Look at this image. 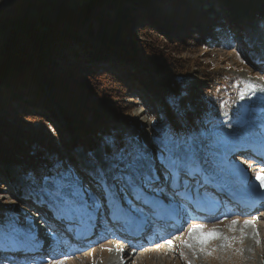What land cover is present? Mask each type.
Segmentation results:
<instances>
[{
	"label": "trees",
	"instance_id": "obj_1",
	"mask_svg": "<svg viewBox=\"0 0 264 264\" xmlns=\"http://www.w3.org/2000/svg\"><path fill=\"white\" fill-rule=\"evenodd\" d=\"M203 1L170 0L171 10L155 12L154 0H8L0 9V27L31 11L37 17L12 32L0 52V67L10 59L25 63L37 59L39 68H47L50 84L57 87L56 96L61 95L56 98L65 101L61 111L71 130L64 143L62 134L46 126L44 115L38 116L33 106L28 110L11 107L8 101L0 103V165L8 172L6 177L19 198H27L28 194L16 178L24 179L27 191L44 193L48 183L45 177L57 179L64 172L61 162L67 167H81L77 150L87 154L86 159H92V152L100 146L108 158L105 153L114 150L112 145L136 146L135 127L129 118L131 109L123 104L125 92L132 88L127 78L137 80L160 108L161 117L155 121L164 132L188 140L208 134L216 119L214 109L221 111L226 101L216 72L209 71L214 68L199 62L198 54L219 28L234 30L242 46H246V33L238 24L241 18L247 22L253 19L264 31V0H216L218 10L212 4L204 9ZM208 11L213 13L211 19L205 16ZM160 16L164 17L163 25L159 24L163 27L143 22L148 18L155 21ZM159 28H167L172 35L165 41ZM180 32V37L173 36ZM72 40L86 53L72 52L71 57L77 59L76 68L70 63L71 57L65 56L56 62L62 68H55L52 62L53 69L47 66L44 60H49L53 49ZM96 55L115 57L133 70L125 76L113 74L98 64L79 65V61H90ZM192 70L197 74L195 81L202 84L205 78L210 79L206 96L188 90L185 75ZM34 122L40 124L39 128H34ZM23 214L19 204L11 209L0 204V236L9 223L22 221Z\"/></svg>",
	"mask_w": 264,
	"mask_h": 264
},
{
	"label": "rangeland",
	"instance_id": "obj_2",
	"mask_svg": "<svg viewBox=\"0 0 264 264\" xmlns=\"http://www.w3.org/2000/svg\"><path fill=\"white\" fill-rule=\"evenodd\" d=\"M6 2L7 0H0V7ZM154 2L155 12H159L160 10H171L170 0H154ZM202 3L204 9L209 8L208 4H212L217 10L220 6L216 0H204ZM222 8L224 12H227L224 7ZM211 12L212 11H208L205 15L209 19L213 17V13ZM163 18L164 17L161 18L160 16L155 21L146 18L147 20L143 19V22H147L158 28L163 25ZM238 25L241 26V29L244 30L247 35L246 38L249 43L248 49H245V46L237 49L235 46L238 42H234V40L231 39L235 32L230 31L226 33L228 37L222 33L220 39L215 37L209 39L207 47H202V50L198 54L199 62H207L212 68H214V70L209 69V71L212 72L211 74H213L214 71L216 72V81H219L222 86L221 93L223 95V100H225L226 103L221 111L220 108L216 110L214 109L213 113L216 112L214 117L220 121L211 125V129H209L206 136H201L197 139L199 146L196 140L188 141L185 138H178L186 141V155L183 163L180 165H175L173 163L172 157L167 150H164L163 154H161V149L163 148L162 141L167 143L168 139L173 135L164 132V130H162L163 126L155 121L161 117L162 113L160 108L157 107L154 100L147 95L146 90L138 85L137 80L133 78L126 79V82L128 83L129 81L132 88L125 92L123 100L126 103L123 104L131 109L129 118L135 127L133 131L136 136L135 144L143 155V161L140 165V173L134 180V183L137 184V186L141 184V180H151L149 177L153 174L154 170L156 171L160 168L172 169L173 166H175V175L180 171L194 173L195 169L190 166L196 165V163L200 164L199 159L201 160L202 156L200 149L202 148L210 153V158H213L210 162L211 165L207 164L204 159H202V164L208 169L214 168L219 162L221 165L220 167L223 168L220 172L225 176V174L227 175L231 171L223 165L225 156L227 155L226 153H228L231 148L233 155L228 159L229 161L238 156L234 155V153L236 154L238 147L246 149V143L249 144L254 141V139L249 137L255 139L259 138V140L264 139V132L260 131V127H264V123L259 119L264 117V92L260 91V89L264 88V31L259 22L253 19L247 22L241 18L240 24ZM242 26H244V29ZM237 29L239 30L240 28ZM159 30L160 34H164L162 38H164L165 41L167 40V37L172 35L167 28H159ZM181 35H183L182 32L173 36L180 37ZM27 45L28 44L25 45V49L29 52V47L27 50ZM53 50L54 52L52 55L48 57L49 60L46 59L44 61L48 63L47 66H51L50 62H52L55 68L61 67L56 63L61 61L60 59L62 57L60 56L69 58L74 51L79 54H86L84 53L83 48L73 40L65 41ZM186 55L188 56L187 53ZM36 60L37 59H33L25 63L23 61L10 59L3 67H0V103L3 101L6 103V101H8L11 103L9 105L11 107L18 106L27 108L28 110H30V105L33 106L36 108L35 111L39 113L38 116L44 115L42 120L45 121L46 126L53 128L58 135L59 133L62 134L64 143H67V138L68 135L71 134V130H68L67 126L69 124L67 123L65 115L61 111V109L65 108V101L56 98L61 97L60 94L56 96V92H58L57 87H54L48 81L50 75H47L45 72L47 71V68L42 66L39 68V63ZM70 61L71 65H74V68H76L75 62L77 59L71 57ZM79 63L80 66H83L82 64H98L99 67L110 70L113 74H123L125 76L129 75V71L133 70L131 65L121 62L119 59L112 56L96 55V57L90 61H79ZM100 69L98 71H100ZM196 71L197 74L200 73L199 69H196ZM194 72L195 71L192 70L185 75V84L187 85L188 90L193 92L191 94H202L203 97V95L208 92L206 90H210L208 84L210 79L205 78V80H202L201 84L200 82L195 81L194 76H197V74ZM206 79L208 81H206ZM191 85L193 86L189 87ZM250 85H256L257 88L253 90ZM243 103L245 104L246 111L242 113V107L244 109ZM240 104H243L242 107ZM256 107H258V109H256ZM141 109H143V111H141ZM235 113H237V115ZM33 126L34 128H39L40 124L34 122ZM254 127H259L258 130L262 135L256 134V129ZM45 129L47 132L49 131L46 127ZM159 132H161L159 137H156ZM258 146H264V140L259 142ZM247 147L252 148L253 146L248 145ZM77 151L78 156L80 157V162L82 163L81 167L74 168V165L67 167L68 165L64 162L60 163V167L64 171L67 170L69 172L72 170L71 175L73 178L78 179L83 185L84 178L87 175L84 171L89 172L91 175H97L96 170L102 165H105L106 158L99 146L92 152L94 160L86 159L87 154L85 155L81 150ZM217 159L222 160V162ZM236 160L239 162L238 167L247 172V174L240 172V179L244 180L246 178L244 182L248 181L251 186L255 185L257 170L252 165V161L244 159ZM213 164L215 166H213ZM231 165L235 166L236 164L231 163ZM82 169L83 171H81ZM6 172L7 171L4 170V167L0 165V204L3 208L6 206L7 209H11L14 204H19L23 209L24 214L22 218L23 222H25L20 223L18 221H13L8 225V230L1 235L0 243L2 247L0 249V264H32L33 262H30L22 256H20L21 258L14 260L15 255L10 254L15 249L12 245L19 241L15 235L18 232H26L27 230H30V227L35 224H40L37 218L33 221L30 219L35 214L34 210L38 207H44L46 205L47 207L54 206L57 208V206L51 201V198L46 196V193L37 194L30 192V195L32 197L34 196L33 199L35 198L36 202H41L40 204L42 205H34V203L28 202L30 200L27 199L19 201L18 196L15 194L13 184L8 177H6ZM249 172L255 176L252 180L250 179ZM10 173L12 176H15L12 170ZM138 180L139 183L137 182ZM16 183L20 185L25 194H27L28 187L24 182V179L18 177L16 178ZM48 183H46V188ZM111 183L113 184V181L109 179L108 184H103L106 190L108 188L110 189ZM242 184L243 182L240 186L237 183V185H233V187L236 186L240 191L243 186ZM94 186L96 187V190H92L91 186L85 188L83 185L86 205L79 212L74 214L76 216L75 218H78L77 216H79L82 211H85L86 215L90 218L97 217L98 214V218L104 217L103 213L98 212L93 216L92 211L97 205L99 212H101L103 208L109 204L110 199L107 197L105 200L101 197L103 194L102 185L99 184ZM113 186L120 192L133 188L129 183L113 184ZM97 192L99 194L98 196ZM132 203L133 200L129 199L126 207L128 208ZM26 219L29 220L26 221ZM234 219L235 220L221 224L216 229V232H219L222 237L220 236L219 239L212 240L211 243L207 242L201 245L189 246L185 243L186 237L183 235L164 246L153 250L149 249V247L146 251L143 249L142 252L133 255L128 254L127 257L119 254V249L113 244H103L88 249L82 253H74L69 256L59 250V253L57 254L58 257L51 259L49 264H57V261L62 262V264H116L115 260L118 257L121 262L120 264H182L176 256V254L181 255L182 253L183 255H181V258L183 262L186 261V264H264V221L245 224L244 221L237 220L236 218ZM233 221H236V223L233 224ZM253 221L254 220H251L250 222ZM197 223L200 224L199 222ZM35 230L33 232H35ZM12 236L14 240L10 238ZM53 247H57V244L55 243ZM116 252L119 254L118 256H116ZM126 252L127 250H123L122 254ZM19 261L23 263H19Z\"/></svg>",
	"mask_w": 264,
	"mask_h": 264
},
{
	"label": "snow or ice",
	"instance_id": "obj_3",
	"mask_svg": "<svg viewBox=\"0 0 264 264\" xmlns=\"http://www.w3.org/2000/svg\"><path fill=\"white\" fill-rule=\"evenodd\" d=\"M250 87L253 90L257 88L256 85H250ZM260 91L264 92V88L260 89ZM108 143L111 144V142ZM162 145L161 154H163L164 150H167L175 165L183 163L186 155V141L172 136L168 139L167 143L162 141ZM112 147L114 148L113 151L105 153L108 157L105 160V165H102L96 170L98 182L108 184L109 179L113 181L114 185L133 182L140 173L143 155L138 147L133 145H128L127 147L112 145ZM255 178L259 182V187L264 189V175L257 173ZM45 179L49 182L45 190L46 196L51 198V201L57 206L60 213L73 215L82 209L83 204L81 201L84 199V187L78 179L73 178L71 173L65 170L58 175L57 179H53L52 177H45ZM235 223L236 221H233V224ZM248 223L251 222L245 221V224ZM197 230H199V234L196 236V239L201 244L206 243L208 239L218 235L214 230L205 232L202 225H194L193 228L189 229V234L191 235L197 232ZM167 242L171 243V241ZM185 243L187 242L185 241ZM57 264H62V262L57 261Z\"/></svg>",
	"mask_w": 264,
	"mask_h": 264
},
{
	"label": "water",
	"instance_id": "obj_4",
	"mask_svg": "<svg viewBox=\"0 0 264 264\" xmlns=\"http://www.w3.org/2000/svg\"><path fill=\"white\" fill-rule=\"evenodd\" d=\"M64 0H61V2ZM8 3L7 2L0 7L3 8L4 6H6ZM37 17L36 13L31 11L30 14H25L23 15V17L14 18L13 22H10L8 24H5L4 26L0 27V52L2 50V47L5 45V43L7 42L8 38L10 37V35H12V32H14L17 28L19 27H23L25 25H29L31 24V21L35 20Z\"/></svg>",
	"mask_w": 264,
	"mask_h": 264
},
{
	"label": "bare ground",
	"instance_id": "obj_5",
	"mask_svg": "<svg viewBox=\"0 0 264 264\" xmlns=\"http://www.w3.org/2000/svg\"><path fill=\"white\" fill-rule=\"evenodd\" d=\"M256 109H258V107H256ZM258 111V110H257ZM259 119H261L262 120V123H264V118L262 117V118H259ZM258 122V121H257ZM256 122V123H257ZM246 144H248V143H246ZM260 147V146H259ZM213 166H215L214 164H213ZM221 165L219 164V162H218V164H217V166H215L214 168H208L209 170H213L214 171V174L216 175V176H218V178H220V179H224V180H220V181H223V182H225L229 187H233V185H237V183H238V185H240L241 186V183L243 182V181H241V182H239L238 180V174L236 173V172H229L227 175H228V177H225L224 175H222L221 174V172H220V170L221 169H223L222 167H220ZM232 173V174H231ZM220 199H223V197H220ZM251 219L252 218H246L245 219V221H251ZM197 222H192V224L191 225H195ZM149 249H154V247H150ZM116 254V256H118L119 254L118 253H115ZM115 263L116 264H120L121 262H120V259H119V257L115 260Z\"/></svg>",
	"mask_w": 264,
	"mask_h": 264
}]
</instances>
